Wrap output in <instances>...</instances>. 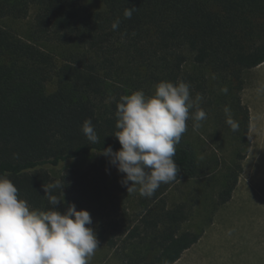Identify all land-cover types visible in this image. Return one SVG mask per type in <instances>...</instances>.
<instances>
[{
  "label": "trees",
  "instance_id": "obj_1",
  "mask_svg": "<svg viewBox=\"0 0 264 264\" xmlns=\"http://www.w3.org/2000/svg\"><path fill=\"white\" fill-rule=\"evenodd\" d=\"M101 1L103 11L91 10L83 0H0V19H25L36 8L29 41L0 26V174L39 210L51 207L43 186L64 182V197L59 189L53 193L63 202L59 209L74 203L94 221L114 198L109 166L94 162L59 177L46 167L101 154L109 146L118 151L122 146L114 134L121 96L137 90L148 96L161 81L183 80L192 92L201 89L202 79L184 72L188 50L198 67L230 81L233 108L241 116L245 151L225 175L218 194V204L225 205L250 147V112L240 93L243 73L264 63V0ZM132 7L136 10L126 19L124 11ZM117 18L120 25L113 30ZM39 41L65 50L58 57ZM89 118L96 144L82 131ZM174 159L180 171L175 181L161 184L150 198L140 195L136 212L110 236L103 228L97 231L98 241L115 249L121 264H176L201 239L202 231L184 228L192 206L170 202L168 193L173 183L208 175L210 164H202L183 138ZM118 235L124 238L121 246Z\"/></svg>",
  "mask_w": 264,
  "mask_h": 264
},
{
  "label": "rangeland",
  "instance_id": "obj_2",
  "mask_svg": "<svg viewBox=\"0 0 264 264\" xmlns=\"http://www.w3.org/2000/svg\"><path fill=\"white\" fill-rule=\"evenodd\" d=\"M93 11L105 9L101 0H83ZM36 8H32L25 19H0V26L13 29L23 40L29 41L30 27ZM42 49L53 51L61 57L64 46L49 41L37 43ZM67 48V47H66ZM187 62L184 72L202 79V88L191 90L193 98L202 94L200 107L207 113V119L194 128V120L187 121V131L182 138L195 151L202 164H210L208 175L182 180L171 184L170 202H187L193 208L190 221L185 229L202 231L197 244L186 251L176 264H264V63L243 73L244 89L240 93L242 103L250 112V147L242 162L243 172L231 200L225 205L218 204V194L224 185L228 169L238 161V154L245 151L241 140V116L233 108V94L229 80H223L207 68L198 67L193 54L185 50ZM134 67L135 73L140 68ZM198 85V84H197ZM227 88V94L221 89ZM156 86L149 89L148 96L154 95ZM231 110L232 118L239 128L233 131L226 123L225 107ZM195 110H193L194 113ZM109 166V184L115 189L112 203L107 204L99 217L90 225L97 237L101 228L110 236L118 223L131 218L136 212L139 191L128 193L122 186L124 177L109 158L92 154L77 160L62 162L58 167L47 166L53 177H59L72 168H87L91 163ZM131 183V182H130ZM128 217L125 219V214ZM124 238L117 237L118 246ZM91 264H121L115 249L99 242Z\"/></svg>",
  "mask_w": 264,
  "mask_h": 264
},
{
  "label": "clouds",
  "instance_id": "obj_3",
  "mask_svg": "<svg viewBox=\"0 0 264 264\" xmlns=\"http://www.w3.org/2000/svg\"><path fill=\"white\" fill-rule=\"evenodd\" d=\"M136 8H126L124 17L131 19ZM120 20L112 23L117 30ZM228 89L221 92L227 94ZM202 94L191 95V85L183 80L161 81L154 95L143 90L123 95L117 103L115 136L122 146L101 153L120 173L128 193L139 191L152 197L161 184L177 179L179 166L175 162L177 145L187 131V121L194 120V128L207 119L200 107ZM193 110L194 113H193ZM226 123L233 131L239 124L232 118L229 107L224 109ZM82 131L91 144L99 141L92 120L86 119ZM131 182V183H130ZM64 182L43 186L51 206L48 210L33 209L19 195V189L7 174H0V264H91L99 241L88 210H77L71 204L66 211L59 205V189L64 197ZM167 264V261L164 262Z\"/></svg>",
  "mask_w": 264,
  "mask_h": 264
}]
</instances>
